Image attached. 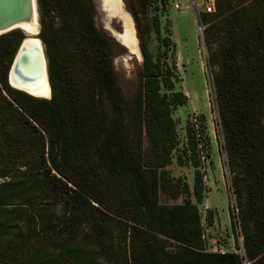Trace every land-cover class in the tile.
I'll return each instance as SVG.
<instances>
[{
	"label": "trees",
	"instance_id": "obj_1",
	"mask_svg": "<svg viewBox=\"0 0 264 264\" xmlns=\"http://www.w3.org/2000/svg\"><path fill=\"white\" fill-rule=\"evenodd\" d=\"M36 1L50 99L9 87L23 35H0V264H242L202 239L201 140L176 117L189 103L163 18L170 1L146 0L145 31L132 10L142 62L128 97L91 0ZM199 15L231 223L249 264H264V0H214ZM160 237L178 248L158 252Z\"/></svg>",
	"mask_w": 264,
	"mask_h": 264
},
{
	"label": "rangeland",
	"instance_id": "obj_2",
	"mask_svg": "<svg viewBox=\"0 0 264 264\" xmlns=\"http://www.w3.org/2000/svg\"><path fill=\"white\" fill-rule=\"evenodd\" d=\"M148 1V0H147ZM150 2H159V0H149ZM167 0H160L166 2ZM170 5L164 13L163 18L168 19L171 26L173 39L176 45V66L181 77V86L188 99V106L180 107L176 111V117L181 124L186 120L194 123L200 142V159L202 162L201 171L205 186L203 202L199 205L202 215V228L204 234V246L207 251H233L242 257V264H249L244 255L240 252L241 236L239 226L235 228L231 223L234 217L237 218L235 194L230 193L231 179L228 174L224 161L225 150L222 147L221 134L217 126V114L213 93L210 90V73L207 67V50L203 46L198 36L196 18L194 16V6L202 11L203 4L201 0H169ZM94 7V23L96 27L107 37L111 38L116 44L113 57V68L119 80L120 91L124 97H128L137 81L136 69L142 62V54L139 51V38L132 14L134 10L140 24L145 31L149 20L145 15L146 0H119V4L125 12L131 15V23L135 30L134 38L136 46L130 49L122 41L124 22L118 12L110 11L105 7L103 0H91ZM177 4L179 8H175ZM119 8V7H118ZM37 20L40 30V19L42 12L37 5ZM134 24V25H133ZM38 36V35H37ZM124 43L131 52L129 54L122 48L114 37ZM189 182L192 184V177L189 176ZM211 191V192H210ZM171 204L178 201L166 200ZM238 234V235H236ZM238 242L240 248L236 249L235 243ZM178 243L173 240L160 237L158 252L163 247L164 250H175Z\"/></svg>",
	"mask_w": 264,
	"mask_h": 264
},
{
	"label": "water",
	"instance_id": "obj_3",
	"mask_svg": "<svg viewBox=\"0 0 264 264\" xmlns=\"http://www.w3.org/2000/svg\"><path fill=\"white\" fill-rule=\"evenodd\" d=\"M37 15L36 0H0V35L16 29H19L23 35L9 65L7 83L12 89L21 91L31 97L48 100L52 96V90L44 43L37 36L40 31ZM121 28L123 31L122 24ZM114 38L129 54L135 55L124 43H121L116 37ZM202 43L205 46L203 34ZM137 47L139 50L138 44ZM39 83H41L40 86L42 83L46 84L47 96L35 95L31 92L34 89H39ZM210 90L212 91L211 86ZM224 161L226 164L225 158ZM229 188L230 193L234 194L231 185ZM234 223L237 224L236 217ZM240 252L244 255L242 238Z\"/></svg>",
	"mask_w": 264,
	"mask_h": 264
},
{
	"label": "bare ground",
	"instance_id": "obj_4",
	"mask_svg": "<svg viewBox=\"0 0 264 264\" xmlns=\"http://www.w3.org/2000/svg\"><path fill=\"white\" fill-rule=\"evenodd\" d=\"M103 2H104L105 7L108 8L110 11L118 12L120 14V16H121V18L123 19V22H124V29L123 30L125 31L124 34H123V37H122L123 38L122 41H124V43L127 44V46L130 49H134L135 46H136L135 45L136 44V40L134 38L135 30H134V28L132 26L131 19H130L129 15L125 12L123 7L120 6L119 0H103ZM138 53L140 54L139 50H138ZM140 56H141V54H140ZM40 84L41 83H39L38 86H40ZM31 92L33 94H35V95L47 96L46 84L42 83V85L39 87V89H34Z\"/></svg>",
	"mask_w": 264,
	"mask_h": 264
},
{
	"label": "built area",
	"instance_id": "obj_5",
	"mask_svg": "<svg viewBox=\"0 0 264 264\" xmlns=\"http://www.w3.org/2000/svg\"><path fill=\"white\" fill-rule=\"evenodd\" d=\"M201 2L203 4V9H202L203 11L207 13H211L214 11V0H201ZM193 6H194V16L196 18L198 36L200 37L201 42H202V34H203L204 25L202 24L200 20V15H199L200 10H198V7L196 6V4L193 3ZM174 7L179 8L177 4H175ZM203 238H204V234L202 236V239Z\"/></svg>",
	"mask_w": 264,
	"mask_h": 264
},
{
	"label": "crops",
	"instance_id": "obj_6",
	"mask_svg": "<svg viewBox=\"0 0 264 264\" xmlns=\"http://www.w3.org/2000/svg\"><path fill=\"white\" fill-rule=\"evenodd\" d=\"M211 192V191H210Z\"/></svg>",
	"mask_w": 264,
	"mask_h": 264
}]
</instances>
